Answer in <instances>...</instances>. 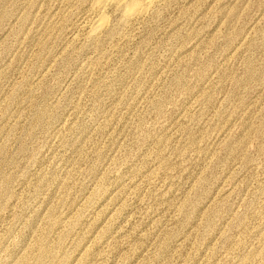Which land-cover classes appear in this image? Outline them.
Returning <instances> with one entry per match:
<instances>
[{"label":"rangeland","instance_id":"1","mask_svg":"<svg viewBox=\"0 0 264 264\" xmlns=\"http://www.w3.org/2000/svg\"><path fill=\"white\" fill-rule=\"evenodd\" d=\"M95 1L0 0V264H264V0Z\"/></svg>","mask_w":264,"mask_h":264},{"label":"bare ground","instance_id":"2","mask_svg":"<svg viewBox=\"0 0 264 264\" xmlns=\"http://www.w3.org/2000/svg\"><path fill=\"white\" fill-rule=\"evenodd\" d=\"M161 1L162 0H96L94 2V14H96V18L94 21H91V31L93 37H95L107 23L106 21L108 18V10L112 9L115 12L122 14L124 21L126 20L127 22H129L134 18H137L141 15H145L150 11V9H152L156 4Z\"/></svg>","mask_w":264,"mask_h":264}]
</instances>
